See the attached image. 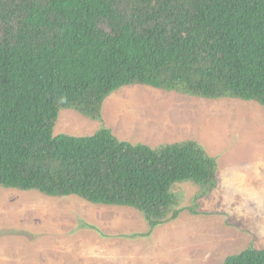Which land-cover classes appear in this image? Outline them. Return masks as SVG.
Segmentation results:
<instances>
[{
	"label": "trees",
	"instance_id": "16d2710c",
	"mask_svg": "<svg viewBox=\"0 0 264 264\" xmlns=\"http://www.w3.org/2000/svg\"><path fill=\"white\" fill-rule=\"evenodd\" d=\"M133 86L264 107V0H0V188L131 208L156 228L191 183L197 214L218 172L198 141L54 135L64 109L102 122ZM222 264H264V248Z\"/></svg>",
	"mask_w": 264,
	"mask_h": 264
},
{
	"label": "rangeland",
	"instance_id": "374dc122",
	"mask_svg": "<svg viewBox=\"0 0 264 264\" xmlns=\"http://www.w3.org/2000/svg\"><path fill=\"white\" fill-rule=\"evenodd\" d=\"M102 116L64 109L54 135L105 127L153 148L195 140L217 159V187L193 214L200 187L178 185L183 212L156 228L131 208L0 188V264H222L251 245L264 248L263 106L133 86L112 94Z\"/></svg>",
	"mask_w": 264,
	"mask_h": 264
},
{
	"label": "clouds",
	"instance_id": "9594fccd",
	"mask_svg": "<svg viewBox=\"0 0 264 264\" xmlns=\"http://www.w3.org/2000/svg\"><path fill=\"white\" fill-rule=\"evenodd\" d=\"M211 156V155H210Z\"/></svg>",
	"mask_w": 264,
	"mask_h": 264
}]
</instances>
